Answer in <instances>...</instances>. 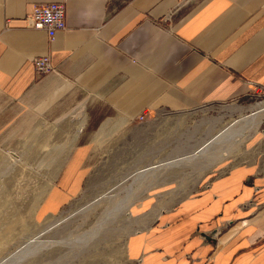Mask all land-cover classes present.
<instances>
[{
    "label": "crops",
    "instance_id": "0c3cea01",
    "mask_svg": "<svg viewBox=\"0 0 264 264\" xmlns=\"http://www.w3.org/2000/svg\"><path fill=\"white\" fill-rule=\"evenodd\" d=\"M50 1L66 6L53 39L26 20ZM42 56L53 70L38 75ZM261 94L264 0H0V211L41 225L82 193L118 130ZM250 172L137 198L128 264H264V177Z\"/></svg>",
    "mask_w": 264,
    "mask_h": 264
},
{
    "label": "rangeland",
    "instance_id": "374dc122",
    "mask_svg": "<svg viewBox=\"0 0 264 264\" xmlns=\"http://www.w3.org/2000/svg\"><path fill=\"white\" fill-rule=\"evenodd\" d=\"M261 101H264V94L243 103L244 107L214 103L183 112L154 111L144 125L130 124L123 130H118L117 134L106 138L108 152L96 154L95 167L82 193L60 207L58 213L44 217L41 225L30 226V219L12 218L7 216L9 213L0 211V264H128L126 239L134 231L138 221L132 213L134 203L130 206L131 216L123 209L114 213L111 210L121 202L119 198L121 200L126 197L127 189L133 184L131 178H128L129 175L148 163L174 156L181 150L183 152L190 149L193 144L203 142L206 137L209 138L217 132L218 128L214 126L216 119L223 118L222 123L226 124L232 118H239L250 112V107ZM252 134L234 145L229 154L210 169L201 167L200 162L203 159H199L182 168L158 171L154 175L159 176L158 178L153 177L143 184L133 185L134 196L142 197L149 192L161 196L173 194L178 198L184 197L195 194L213 180L239 169L250 170V175L254 177H264V120L258 131ZM137 186L139 187L136 189ZM103 193L111 195L95 202ZM70 214H73L70 220L48 230L52 224ZM133 217L135 218L132 219ZM24 220L27 221L25 227ZM99 224V232L94 233L95 226ZM24 228L29 231L20 233ZM14 230L19 231L13 232ZM40 233L41 248L35 253L25 255L19 262L15 261L16 255L22 254L20 247L27 246L26 243ZM84 234L87 235L84 237L86 242L84 243L85 239L79 242ZM54 240L59 242L54 244Z\"/></svg>",
    "mask_w": 264,
    "mask_h": 264
},
{
    "label": "bare ground",
    "instance_id": "6f19581e",
    "mask_svg": "<svg viewBox=\"0 0 264 264\" xmlns=\"http://www.w3.org/2000/svg\"><path fill=\"white\" fill-rule=\"evenodd\" d=\"M263 120H264V101H261V102L256 103L255 105H252L250 107V112L240 116L239 118H235V119L232 118V120L231 121L229 120V122H227L226 124L222 123L223 118L216 119L214 126L216 128H218L217 132L213 135H210L209 138L206 137V140L204 139L203 142H201V143L200 142L199 143L194 142L196 144H193L191 146V148L187 149L186 151L181 152L182 151L181 150L180 153L178 152L174 156L166 157V158L164 157L160 160L158 159L156 162H151V163H148L147 165H144L138 169H135L134 172L132 174H130L128 177L129 179L131 178V180L133 181V184L127 189L126 197L125 198L123 197V199H121V200L119 198V201H121V202L117 203L114 206V209H112V210L110 209L111 213H114L115 211L118 212V211H121L123 209V210H125L126 214L131 216L130 206L140 196V195L134 196L135 195L134 194L135 193V190H134L135 187H133V185H135L136 183H137L136 185H140V184L145 183L146 181H150V179H152L154 177V175H157L156 173L158 171L161 172L164 169L167 170V169L174 168V167H177V168L181 167L182 168V166H187L188 164H190L196 160H199V159H203L202 161H204V162H202V161L200 162L201 167H205L204 169H210L216 163H218V161L220 162V160L225 158L229 154V151L234 148V145H237L238 143L242 142L247 135H250V134L258 131ZM207 132H208V130H207ZM212 133H214V132H212ZM191 136H193V135H191ZM199 137L201 138V136H199ZM195 138H196V136H195ZM230 155H231V153H230ZM155 177L158 178L159 176L158 177L155 176ZM146 186L147 185H145V187ZM138 187L139 186H137L136 189ZM110 195L111 194H106V193L104 194L103 193L102 195L97 197V199H95L94 201L95 202L102 201L106 196H110ZM159 197H161V196H159ZM110 198L111 197H109V199ZM115 201H117V200L115 199ZM110 210H109V212H110ZM105 211H108V210H105ZM103 213H102V215H103ZM106 214H108V213H106ZM72 215L70 214L68 217L62 219L61 221H57L56 223L52 224L48 230H51V229L55 228L56 226H60L63 222H65V220H68ZM108 215L110 216V214H108ZM134 218L135 217H133L132 219H134ZM103 219H105V218L103 217ZM112 219L113 218H111V220ZM104 222H102V223H104ZM99 230H100V224L97 227L95 226V229L93 230V232L94 233L97 231L99 232ZM41 234L42 233L34 236L33 239L31 238V240L26 243V245H27V246H25L26 248L24 246L20 247V251L22 249V254L18 255L19 253L18 254L16 253L17 254L16 257L13 255L16 258L15 261L19 262V261H21V258L24 257L25 255L35 253L41 248L42 241L39 240V237L41 236ZM86 236H87L86 234L82 235L78 241L83 242V239H85L84 237H86ZM43 241L45 242V240H43ZM58 242H59V240H54V244L58 243ZM85 242H86V239L84 240V243Z\"/></svg>",
    "mask_w": 264,
    "mask_h": 264
},
{
    "label": "built area",
    "instance_id": "2783aa9c",
    "mask_svg": "<svg viewBox=\"0 0 264 264\" xmlns=\"http://www.w3.org/2000/svg\"><path fill=\"white\" fill-rule=\"evenodd\" d=\"M27 26L33 29L45 30L50 39H53L59 30L66 29V6L59 1L37 2L27 16ZM33 64L38 75L53 70L49 56L35 57ZM144 118V115L139 117Z\"/></svg>",
    "mask_w": 264,
    "mask_h": 264
}]
</instances>
